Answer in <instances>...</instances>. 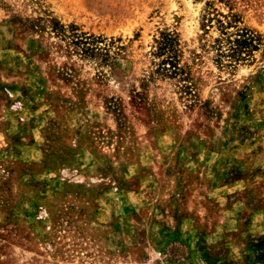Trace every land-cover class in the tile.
Returning <instances> with one entry per match:
<instances>
[{"label": "rangeland", "instance_id": "obj_1", "mask_svg": "<svg viewBox=\"0 0 264 264\" xmlns=\"http://www.w3.org/2000/svg\"><path fill=\"white\" fill-rule=\"evenodd\" d=\"M209 12L264 38V0H0V264H264V50Z\"/></svg>", "mask_w": 264, "mask_h": 264}, {"label": "trees", "instance_id": "obj_2", "mask_svg": "<svg viewBox=\"0 0 264 264\" xmlns=\"http://www.w3.org/2000/svg\"><path fill=\"white\" fill-rule=\"evenodd\" d=\"M213 11H216L213 9ZM205 17L206 24L216 20L219 24L221 33L227 37L226 41L218 39L216 41L217 62L224 63L229 58L231 62L238 63L246 61L253 53L263 49L264 38L246 28L239 26L240 20L234 16H225L209 12ZM223 17V20L218 18ZM235 28L234 36L229 35L228 30ZM121 39H107L103 37H85L77 39L76 44L82 45V51L89 58H98L100 64L114 67L121 56L123 46L118 43ZM154 55L161 59L155 73L163 77H175L180 74L179 64V40L176 34L171 32H162L158 39H155ZM231 65V64H229Z\"/></svg>", "mask_w": 264, "mask_h": 264}]
</instances>
